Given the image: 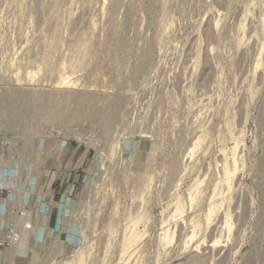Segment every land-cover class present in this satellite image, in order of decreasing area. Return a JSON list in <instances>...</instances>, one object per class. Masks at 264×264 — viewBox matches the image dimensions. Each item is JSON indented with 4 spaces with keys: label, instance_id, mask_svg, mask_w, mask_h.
Masks as SVG:
<instances>
[{
    "label": "rangeland",
    "instance_id": "1",
    "mask_svg": "<svg viewBox=\"0 0 264 264\" xmlns=\"http://www.w3.org/2000/svg\"><path fill=\"white\" fill-rule=\"evenodd\" d=\"M0 147V264H264V0H0Z\"/></svg>",
    "mask_w": 264,
    "mask_h": 264
},
{
    "label": "crops",
    "instance_id": "2",
    "mask_svg": "<svg viewBox=\"0 0 264 264\" xmlns=\"http://www.w3.org/2000/svg\"><path fill=\"white\" fill-rule=\"evenodd\" d=\"M64 147V160L61 161V170L57 171L58 179L55 192H57V189H60V192L62 191V196L64 195L63 197L69 198L78 190L83 173L85 172L86 161L93 155V152L89 146L77 142H75V144L66 143ZM1 149H3V151H1ZM8 149L9 154L4 151V147H0V187H12L17 184L15 181H19L18 179H11L7 174L9 169L4 168L1 164V161L6 158L16 160L13 158V154H11L10 147H8ZM64 164L65 168H63ZM22 205H25L24 196L20 199V197L12 191L6 195L0 196V236L5 234L8 225L15 220L17 210L21 209ZM33 212V216H36L38 215L36 213L39 212V209Z\"/></svg>",
    "mask_w": 264,
    "mask_h": 264
},
{
    "label": "built area",
    "instance_id": "3",
    "mask_svg": "<svg viewBox=\"0 0 264 264\" xmlns=\"http://www.w3.org/2000/svg\"><path fill=\"white\" fill-rule=\"evenodd\" d=\"M59 134L62 132L57 131ZM73 140L77 143L86 144V138L82 135H75L73 137ZM88 140L91 142V144L94 145L93 142H95V139L90 137ZM11 190L7 187H0V196L6 195ZM28 215L27 210L25 209H18L15 220L8 225L6 232L3 236H0V250L4 248H13L21 241V221L25 219Z\"/></svg>",
    "mask_w": 264,
    "mask_h": 264
},
{
    "label": "bare ground",
    "instance_id": "4",
    "mask_svg": "<svg viewBox=\"0 0 264 264\" xmlns=\"http://www.w3.org/2000/svg\"><path fill=\"white\" fill-rule=\"evenodd\" d=\"M5 124V123H4ZM10 124H13V122L11 121V123ZM10 143V142H9ZM9 165H11V163L10 162H4L3 163V166H4V168H6L7 169V167H9ZM13 166H14V168H15V171H14V173L12 172L11 173V175L12 176H19V172H18V169H17V165H16V163L15 164H13ZM6 173V172H5ZM9 175V174H8ZM27 179V178H26ZM28 180V179H27ZM27 180L25 181V182H27ZM24 185V184H23ZM24 187V186H23ZM17 189H18V191H20V193H21V191H22V185L18 188H15V187H11V191L14 193L15 191H17ZM104 198V197H103ZM31 213L30 212H28V215H27V217L25 218V219H23L22 221H21V224H22V227L24 228V230H25V232H28L29 231V228H27L26 227V224H25V222H29V219L31 218ZM28 234V233H27ZM33 236V235H32ZM30 238V237H29ZM26 238H25V235H24V231L23 230H21V241H20V244H24L25 243V240ZM19 244V243H18ZM208 247H210V246H212V245H207ZM191 264H197V259H193L192 261H191Z\"/></svg>",
    "mask_w": 264,
    "mask_h": 264
}]
</instances>
